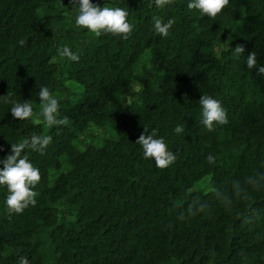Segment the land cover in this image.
Returning <instances> with one entry per match:
<instances>
[{
  "label": "trees",
  "instance_id": "trees-1",
  "mask_svg": "<svg viewBox=\"0 0 264 264\" xmlns=\"http://www.w3.org/2000/svg\"><path fill=\"white\" fill-rule=\"evenodd\" d=\"M93 2L127 8L133 31L77 28L71 0H0V157L53 137L25 150L41 170L35 206L10 212L0 185V264H264V74L246 62L255 51L264 64V0H229L216 17L188 0ZM157 18L175 21L168 36ZM45 85L64 124L41 116ZM203 95L227 124L200 122ZM24 100L33 116L13 118ZM146 128L175 153L167 168L143 156Z\"/></svg>",
  "mask_w": 264,
  "mask_h": 264
},
{
  "label": "clouds",
  "instance_id": "clouds-1",
  "mask_svg": "<svg viewBox=\"0 0 264 264\" xmlns=\"http://www.w3.org/2000/svg\"><path fill=\"white\" fill-rule=\"evenodd\" d=\"M72 8L75 13V26L99 36L103 33L123 35L125 38L133 31L134 25L129 20L127 8L118 6H101L99 2L93 0H71ZM171 0H155L159 7L170 3ZM229 0H188L189 9H197L201 14L216 17L228 5ZM175 21L168 19H155L154 29L162 36H168L173 28ZM21 44L24 41H20ZM235 54L240 56L245 52L243 44L234 47ZM61 57H67L74 62L80 60V55L72 50L69 45H64L59 49ZM247 66L256 68L260 74H264V64L257 67V54L255 51L248 53ZM39 100L42 102L41 116L49 127L65 123L64 119L59 118L60 100L53 94L48 86H42L38 93ZM202 107V120L200 121L209 130L214 129L217 124L228 123V113L222 102L212 95H203L199 100ZM13 118L25 120L31 118L34 113L31 100L15 102L10 109ZM185 131L183 124H177L174 128L176 134ZM51 135L33 134L25 137L19 142L11 143V152L0 157V185L7 186L6 205L10 212L23 213L29 206L37 204L36 185L41 180V170L29 158L25 151L38 150L43 152L51 143ZM142 146L143 156L153 158L157 167L167 168L176 160V155L169 149L164 136L157 134V130L142 133L136 141ZM209 160L213 157L209 155ZM19 264H30L27 256H21Z\"/></svg>",
  "mask_w": 264,
  "mask_h": 264
},
{
  "label": "rangeland",
  "instance_id": "rangeland-1",
  "mask_svg": "<svg viewBox=\"0 0 264 264\" xmlns=\"http://www.w3.org/2000/svg\"><path fill=\"white\" fill-rule=\"evenodd\" d=\"M200 183V182H199ZM204 184L203 183H200V184H198V191L199 192H203V190H204Z\"/></svg>",
  "mask_w": 264,
  "mask_h": 264
}]
</instances>
